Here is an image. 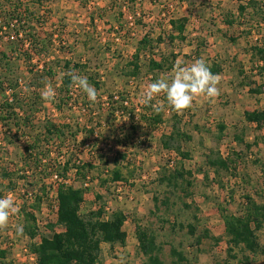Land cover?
I'll list each match as a JSON object with an SVG mask.
<instances>
[{
	"label": "rangeland",
	"instance_id": "374dc122",
	"mask_svg": "<svg viewBox=\"0 0 264 264\" xmlns=\"http://www.w3.org/2000/svg\"><path fill=\"white\" fill-rule=\"evenodd\" d=\"M20 1L31 5L29 10L34 12L39 21L33 22L36 34L47 50L39 55L33 54L29 62L22 60L21 54L11 59L12 66L20 78L19 93L22 94V99H25L24 93L28 92L24 84L30 78L26 70L27 64L42 69L43 64L53 59L87 62L90 68L88 72L96 73L97 81L102 84L101 90H97L95 103L90 102L84 93L88 110L85 106L82 107V101L79 99L77 103L71 102L64 107V111H59L53 102L40 97L47 86L56 91L60 84L61 66L55 65L54 75L51 78L46 76L44 85L37 90L40 93L36 106L29 107L31 103L27 100L23 109H18L20 122L28 131H31V122L45 119L52 120L63 128L71 122L81 127L90 116L96 118L100 113L104 125L97 130L98 134L86 140L84 135L79 133L76 144L70 141L60 148V161L63 162L68 155L81 161H92V165L97 168L91 173L103 178L105 175L101 169H105V166L97 155L102 153L108 159V167L111 169L116 165L112 163L114 155L120 152L126 154V158L118 164L123 174L129 178L125 185L113 183L110 187H103L96 178L86 184L76 177L73 169L67 172L65 180L61 178L62 182L84 189L81 213L85 217L88 212L100 208L105 210L104 217L114 209L122 210L127 216L124 223L127 233L125 245L109 248L107 244H102V263L143 264V257L137 252L136 239V226L141 225L156 233V242L161 245L160 255L165 264H223L227 258L228 244L219 209L223 207L227 212H241L245 195H250L257 202L264 201V121L259 124L248 123L243 118V112L246 110L264 109V92L251 93L248 90L261 82V78L252 72L256 59L253 58L250 47L258 42L264 43V0H258L260 4L257 6L261 9L248 6L241 17L238 16L237 0H41V5L33 4L34 0ZM170 16L187 18L186 39L183 42L168 39ZM233 17L236 18L232 26L224 24L226 18ZM146 32L151 33L153 37H160L161 55L168 56L171 52L176 55L172 67L159 74L158 78L174 75L176 65L189 66L197 58L204 59L209 65L215 62L221 68L216 75L219 79L220 94L211 99L196 97L192 107L180 113L170 111L167 105H164L163 96L159 95L150 105L153 110L156 105H162L159 128L150 130L139 122L135 136L128 144L115 143L116 139L122 141V133L118 129L126 131L129 122L119 116V112H115L112 125V135L115 138L108 135L111 127L108 129V126H105L110 120L105 110L106 95L111 91H124L130 97L128 103L133 106L136 117L140 116L145 106L141 103V98L154 78L146 73L144 68H141L137 77L127 76L126 73L131 70L128 61L135 52L137 41ZM230 36L236 38L235 43L229 40ZM198 39L202 40V43L198 41L200 47L199 54L196 55L194 51ZM4 46L5 41L1 47ZM143 54L141 52V62ZM156 58H159V55ZM243 75L247 78L245 81L250 82L249 86L243 87L239 84ZM10 92L4 85V92L0 91V99L2 93L6 97ZM173 114L181 119V129L192 137L190 142L183 145V149L191 153V157L183 160V163L186 169L193 172L194 183L192 194L187 198L178 199L177 194L169 195L170 202L174 205L169 212H165L161 204L159 210H156L154 195L156 194L159 200L163 199L164 193L168 195V192H165L166 186L157 184V178L162 167L172 170V162L167 160L175 159V154L162 150L158 140L163 134L170 133L174 122ZM217 123L226 125L219 140L215 137ZM195 126H198L199 130H196ZM69 137L67 134V139H70ZM24 140V137L17 134L11 137V134L0 126V170L14 173L10 185L7 184V179H0V195L11 196L18 209L13 213L17 216L9 217L7 227L0 229V247L8 251L4 261H10L11 264H32L23 249L28 250L30 243H38L42 237H51L64 228L56 222L57 216L53 211L59 183L50 175L55 172L60 178L61 171L57 167L45 176L48 198L45 199V204H41L39 212H35L36 221L39 222L35 237L30 240L24 230L21 208L30 207L33 203L34 195H38L40 191L39 179L42 176L36 170L25 172L20 160ZM82 141L88 144L81 146ZM210 148L217 150L222 157L235 161L236 164L232 165H236V176L222 173L215 177L213 171L209 170L207 179L204 178L203 171L207 168L205 159ZM47 149L52 152V158L58 156V149L54 145L48 146ZM129 174L131 176H128ZM26 192L31 193L32 200L24 201L27 199L24 196ZM181 200L190 207H184ZM163 219L167 221L163 222ZM172 223L175 225L173 229ZM188 223L195 227L193 235L188 232ZM18 225L23 226L22 233L16 231ZM204 229L208 230L210 237H219V240L206 237L202 238L200 244H194L195 236L201 235ZM257 236L264 246V229L258 231ZM171 247L181 251L185 261L178 262L177 257L170 253ZM231 264L241 263L234 261ZM251 264H264V257L259 254L251 256Z\"/></svg>",
	"mask_w": 264,
	"mask_h": 264
},
{
	"label": "trees",
	"instance_id": "16d2710c",
	"mask_svg": "<svg viewBox=\"0 0 264 264\" xmlns=\"http://www.w3.org/2000/svg\"><path fill=\"white\" fill-rule=\"evenodd\" d=\"M237 1L239 2L237 10L238 16L240 17L248 6L261 9V7L257 6L260 4L258 0H247L246 3H242L241 0ZM33 4L41 5L42 1L34 0ZM30 8L31 5H26L25 2L20 0H0V91L4 92V85H6L7 90L11 91L6 97H4L3 93L1 94L0 124L11 134V137L14 134L20 137H26L20 158L23 168L25 171L33 172L36 170L42 174L39 179L40 191L38 195H34L35 199L30 207L25 206L21 208L25 224L24 230L29 239L32 240L36 235L35 212H39L41 204L48 198L45 176H48L50 174L49 172L54 168L56 169L58 167L60 169L61 173L59 176L63 180L67 177V172L73 169L77 175L76 177L84 181L83 183L86 182L89 184L96 178L103 187L106 185L110 187L113 183H123L125 185L129 178L118 167L119 162H122L126 158L125 153H114L112 163L114 162L116 165L111 169L108 167V159L102 153L97 155L100 159L99 161L105 166V169H101L105 175L103 178L96 177L97 175L95 176L91 173L93 169L97 168L92 165V161H81L72 155H68L63 162L59 159L60 148L67 142H77L76 137L79 133H82L86 140L98 134L97 130L101 129L104 125L100 113L96 115V118L90 116L81 127L71 122L64 127L66 129L52 120L45 119L36 123L31 122V131H28L27 127L20 122L18 109L21 111L23 104L27 100L31 103L29 107L36 106L40 93L37 90L44 85L46 76L51 78L54 75L53 68L55 65L61 66V78L60 84L55 91V99L51 102H53L52 104L59 111H64V107H67L71 102L73 104L77 103L79 99L82 101V107L85 106L88 110V104L84 101L85 94L73 85L71 76L76 74L86 76L89 84L95 87L96 90H101L102 88V84L96 79L97 74L88 72L90 68L87 62L80 63L72 59H64L62 61L53 59L49 63L43 64L42 69H36L35 66L27 64L28 67L26 70L30 78L28 82L24 83L28 92L24 93L25 99H22V94L19 93L21 85L20 78L16 69L12 66L11 59L17 54H21L23 57L22 60H28L29 62L33 54L39 55L47 51L46 47L42 45L43 42L39 40L38 34H36L33 22L36 21L39 23V21L35 17L34 12L29 10ZM235 18H226L224 24L232 26ZM168 23L170 27L167 35L168 39L170 41L178 40L183 42L186 39L187 18L184 16H170ZM199 40L195 44L196 50L194 53L196 55L199 54ZM229 40L233 43L236 42V38L232 36L229 37ZM4 41L6 46L1 47ZM200 41L202 43V40ZM261 44L258 42L253 47H250L253 51V58L256 59L252 66V72L254 71L261 78V82L255 88L250 87L248 89L251 93L264 92V43ZM159 48L160 37H153L148 32L143 34L137 41L135 52L128 61L131 70L126 75L137 77L141 72V68H144L145 72L151 74L155 80L159 74L169 70L176 60V55L173 52L169 53L168 56L161 55L162 53L159 52ZM141 52L144 53L142 58L143 62H141ZM158 55L159 58H156ZM209 66L211 72L215 75L221 71L220 66L215 62H211ZM241 74L243 73L241 72ZM246 79V76L243 75V80L239 84L243 87L245 85L249 86L250 82L245 81ZM30 88L34 89L32 90ZM160 95L163 96L162 100L164 105H166L164 95ZM129 98L124 91H111L107 92L106 95L105 110H107L106 116L110 120L106 122L105 126H108V129L111 127L108 135L111 137L114 132L112 125L114 124L113 117L115 112H119V116L126 118L129 122L126 131H123L121 128L118 129L122 133V141L116 139L115 143L128 144L135 136L139 122H142L144 124L143 126L147 129L155 130L159 128L162 120V112L154 111L150 105H145L143 111L139 114L140 116L136 117L133 106L128 103L130 102ZM100 109L103 110L102 107ZM169 110L173 113L175 112L170 108ZM135 117L137 118L136 120ZM172 117H174V122L172 123L170 133L163 134L158 140L162 146V150L175 154V159L167 160L168 162H172L170 164L172 170L169 171L165 167H162L160 175L157 178V184H164L167 188L165 192H168V195L164 193L162 200H159L156 194L154 195L156 210H159V204H161L164 206L165 212H169L172 205H174L173 202H170L169 195L177 194L176 197L178 199L182 197L187 198L192 194L191 188L194 183L193 172L186 169L183 163V160L191 157L190 151L183 149V145L190 142L192 137L179 126L181 120L178 118L179 116L177 117L173 114ZM243 118L248 123L259 124L261 121H264V109L246 110L243 112ZM195 128L199 130L198 126H195ZM216 128L217 133L215 137L216 140H219L226 125L224 123H217ZM67 134L70 135V139H67ZM112 138H115L114 135H112ZM87 144L83 143V141L80 142L81 146ZM50 145H54L58 149V156L55 158H52V152L47 149ZM234 163V160L226 159L219 155L217 150L214 151V149L210 148L205 159L207 168L203 171L204 178L207 179L209 170L213 171L215 177L220 176L222 173L236 176L234 172L236 165H232ZM13 174V171L1 169L0 179H7V184L10 185L12 184L11 178ZM128 176L131 175L129 174ZM109 187L105 188L109 189ZM97 197L101 198L99 195ZM244 198L245 203L241 212H227L223 207L219 209L228 244L226 250L227 258L223 264H231L234 261L241 264H251V256L259 254L264 257V246L259 242L257 236V232L264 229V201L257 202L250 195H245ZM56 199L58 202L56 222L63 225V231L55 232L48 238L42 237L40 242H32L28 245V251L36 256V261L33 264H103L100 258L102 244H107L109 248L115 245L121 247L125 245L127 233L124 229V223L127 220V216L122 210H111L108 216L104 217L105 210L100 208L88 212L85 217L81 213L84 189L82 187H74L66 182L58 184ZM182 204L186 208L190 207L185 201H182ZM164 221H167V219H163ZM174 226V223H172L171 228L173 229ZM187 226L189 234L193 235L194 225L188 223ZM206 237L210 236L208 230L204 229L201 235L195 236L194 244H200L202 238ZM156 238V233L153 230L146 226H136L137 252L142 255L143 264H165L160 255L162 250L161 245L156 242ZM210 238L219 240V237ZM170 253L177 257L178 262L185 261L182 252L174 247H171ZM7 254L8 251L0 247V264H11L10 261L7 263L4 261L7 259Z\"/></svg>",
	"mask_w": 264,
	"mask_h": 264
},
{
	"label": "clouds",
	"instance_id": "9594fccd",
	"mask_svg": "<svg viewBox=\"0 0 264 264\" xmlns=\"http://www.w3.org/2000/svg\"><path fill=\"white\" fill-rule=\"evenodd\" d=\"M72 83L85 94L87 99L95 103L97 100V90L89 84L86 76H71ZM219 79L210 70L208 62L204 59H196L189 66L176 65L174 75L161 76L149 83L147 89L141 98V103L151 105L155 97L164 95L166 105L177 113L183 112L192 107L196 97L203 96L213 98L220 94L218 88ZM45 101L55 99V91L51 86H47L42 95ZM162 105H156L154 110L159 112ZM18 211L15 202L11 196L0 198V229L7 227L11 214ZM16 231L23 232V226L18 225Z\"/></svg>",
	"mask_w": 264,
	"mask_h": 264
},
{
	"label": "built area",
	"instance_id": "2783aa9c",
	"mask_svg": "<svg viewBox=\"0 0 264 264\" xmlns=\"http://www.w3.org/2000/svg\"><path fill=\"white\" fill-rule=\"evenodd\" d=\"M20 84H21V82H20ZM10 91V90H9ZM0 126L2 127V125L0 124ZM7 133L9 134V132L7 131ZM26 138V137H25ZM24 138V139H25ZM25 172H27V171H25ZM51 178L54 180V181H56L57 183H60V182H62L61 180V177L60 178H58V175H57V173H55V172H53L51 175ZM56 183V184H57ZM86 183V182H85ZM86 184H88V183H86ZM27 199H24V201H30V200H32L31 199V193L30 192H26V194L24 195ZM2 197H5V196H2ZM2 197H0V198H2ZM56 198V197H55ZM57 199H54V205H53V208H54V213H56V210H57ZM29 209V208H28ZM30 210V209H29ZM14 216H17V215H14V214H11L10 215V217H14ZM37 223H36V226H39V222L38 221H36ZM24 250V252L27 254V257H28V260L30 261V262H32V264L36 261V256H35V254H33V253H31L30 251H28L27 250V248H24L23 249Z\"/></svg>",
	"mask_w": 264,
	"mask_h": 264
},
{
	"label": "crops",
	"instance_id": "0c3cea01",
	"mask_svg": "<svg viewBox=\"0 0 264 264\" xmlns=\"http://www.w3.org/2000/svg\"><path fill=\"white\" fill-rule=\"evenodd\" d=\"M124 5V4H123ZM145 34V33H144ZM83 203V202H82Z\"/></svg>",
	"mask_w": 264,
	"mask_h": 264
}]
</instances>
